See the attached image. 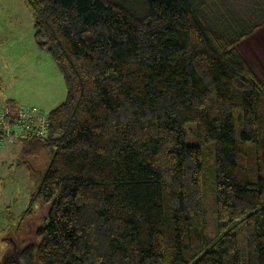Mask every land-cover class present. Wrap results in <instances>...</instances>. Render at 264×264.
<instances>
[{"label":"trees","instance_id":"obj_1","mask_svg":"<svg viewBox=\"0 0 264 264\" xmlns=\"http://www.w3.org/2000/svg\"><path fill=\"white\" fill-rule=\"evenodd\" d=\"M26 1L67 94L48 112L47 138L18 140L50 161L15 232L23 245L7 254L19 264H264V82L237 46L261 23L233 16L229 26L208 14L210 0ZM188 122L216 147L210 234ZM34 203L47 207L41 218Z\"/></svg>","mask_w":264,"mask_h":264},{"label":"rangeland","instance_id":"obj_2","mask_svg":"<svg viewBox=\"0 0 264 264\" xmlns=\"http://www.w3.org/2000/svg\"><path fill=\"white\" fill-rule=\"evenodd\" d=\"M208 3V14L223 18L227 24L233 16L248 29L261 23L237 46L264 82V0H210ZM34 25V11L26 0H0V105L7 100L17 101L22 106H38L48 114L66 100L67 87L52 54L38 44ZM194 127V122L185 124V137L189 144L202 148L203 203L210 234L217 219L216 147L213 141L204 143ZM22 148L18 140L0 142V264H18L12 254H7L14 246L9 236L22 226L20 220L32 202L39 170H45L50 161L46 150L27 156ZM31 211L41 218L48 210L34 203ZM244 234L243 228H239L241 248L245 247Z\"/></svg>","mask_w":264,"mask_h":264},{"label":"built area","instance_id":"obj_3","mask_svg":"<svg viewBox=\"0 0 264 264\" xmlns=\"http://www.w3.org/2000/svg\"><path fill=\"white\" fill-rule=\"evenodd\" d=\"M48 114L38 106L4 102L0 105V142L45 139L49 135Z\"/></svg>","mask_w":264,"mask_h":264},{"label":"flooded vegetation","instance_id":"obj_4","mask_svg":"<svg viewBox=\"0 0 264 264\" xmlns=\"http://www.w3.org/2000/svg\"><path fill=\"white\" fill-rule=\"evenodd\" d=\"M15 233V232H14ZM13 235V236H12ZM12 235H10L9 236V241H11L12 242V244L14 245L13 247H12V249H16L17 247H21V245H23V242L20 244V240H18V237H20V235H16V233L15 234H12ZM17 236V237H16ZM21 241H23L22 239H21ZM14 251V250H13ZM12 256H14V258L17 260V261H19V257L17 256V254L14 252H12Z\"/></svg>","mask_w":264,"mask_h":264},{"label":"water","instance_id":"obj_5","mask_svg":"<svg viewBox=\"0 0 264 264\" xmlns=\"http://www.w3.org/2000/svg\"><path fill=\"white\" fill-rule=\"evenodd\" d=\"M17 261V260H16ZM18 262V264H19V261H17Z\"/></svg>","mask_w":264,"mask_h":264},{"label":"crops","instance_id":"obj_6","mask_svg":"<svg viewBox=\"0 0 264 264\" xmlns=\"http://www.w3.org/2000/svg\"><path fill=\"white\" fill-rule=\"evenodd\" d=\"M17 102V101H16ZM18 103V102H17Z\"/></svg>","mask_w":264,"mask_h":264}]
</instances>
